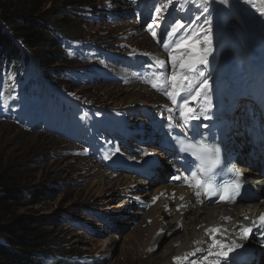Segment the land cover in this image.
Here are the masks:
<instances>
[{"label":"rangeland","instance_id":"1","mask_svg":"<svg viewBox=\"0 0 264 264\" xmlns=\"http://www.w3.org/2000/svg\"><path fill=\"white\" fill-rule=\"evenodd\" d=\"M195 1H181L190 15H199L205 22L207 19L214 28H218V12L222 14V18H226L223 25L229 31L237 30L232 24L234 16L227 6L228 3L231 4L230 0L226 1L227 4L222 0H198L206 2L198 12L192 8ZM31 7L36 10L31 20L41 27L43 25L50 29L49 24H57L53 29L63 37V44L36 47L33 52L28 51L23 42L12 34V23L21 25L22 21H5L0 17V30L10 39L11 47L13 46L17 55L24 60L10 78L8 91L12 93V100L5 103L0 98V158L4 164L17 167L24 192L34 193V196L30 197L33 202H28V198L18 202L16 217L32 224L39 232L48 236L46 246L36 250L43 259H53L48 264H139V231L136 227H139L143 214L138 215L132 222L135 209L126 204L112 210H125L126 216L112 215L104 217V220V210L119 204V201L125 204L127 198L120 197L115 203H110L107 198L109 190L105 187L98 193H95L93 188V196L86 197L83 193V185L88 181L94 182V179H82L84 173L79 172L77 166H84V170L96 166L85 153V147L94 142L88 138H72L65 135L62 129H59L57 134L41 129V122H33L32 114H28V110L42 114L39 109L41 105H32L28 99L20 96L27 93L23 86V83L27 82L31 86L30 91L33 90L31 93L36 94L35 100L41 96L48 98L50 95L67 94L70 99L98 108L101 111L98 114H103L101 109H106L119 120L126 117L133 122V113L122 109L131 96H116L117 90L126 88V85L121 81H108L109 73L111 75L113 72L107 69L108 64L104 62L106 53L122 57L127 65L138 69L140 66L133 63L138 60L137 55L149 58L145 53L152 52L151 43H148L147 49L141 48L148 42L145 40L146 33L154 42L159 35L171 31L177 20L184 23L181 17L189 19L188 12H185L183 17V12L176 10L175 0H34ZM122 7H131L132 12L122 13L119 11ZM158 8L160 11H157ZM239 9H233L231 6V10ZM140 10L145 12L143 16L139 13ZM133 18L137 20L133 21ZM123 24H135L136 27L131 28L134 31H118ZM152 32L156 33V38ZM181 33V30L174 33V39L179 38ZM208 47L214 48V44ZM0 53L3 54L1 49ZM187 55L188 51L182 55L183 60L187 59ZM9 68L10 63L6 58H2L0 95L3 89H7L4 71ZM114 73L120 72L116 70ZM17 109L27 111L25 118H15L14 111ZM101 135L102 133L97 139ZM49 143L55 144L54 147ZM72 145L79 148L75 154L65 150ZM86 163L90 164L89 167ZM142 191L146 192V189ZM142 212L145 213L146 210ZM126 219L130 222L127 223ZM17 234H20L19 231ZM172 235H169V240L173 238ZM114 236L117 237V243L114 242ZM108 238L111 241L104 244L103 241ZM167 241L168 239L163 241L149 254L155 252L159 255ZM0 243L3 246L9 245L1 239Z\"/></svg>","mask_w":264,"mask_h":264},{"label":"bare ground","instance_id":"2","mask_svg":"<svg viewBox=\"0 0 264 264\" xmlns=\"http://www.w3.org/2000/svg\"><path fill=\"white\" fill-rule=\"evenodd\" d=\"M116 1L121 2L123 0ZM222 1L227 4L226 1L229 0ZM230 2L231 4L228 3L227 6L234 16L232 24L237 28V30H235L237 33H233L243 39L245 51L240 48V43L236 38L230 41L225 39L212 51L214 56L220 54L222 56L212 72L203 70L205 76L202 77V79H207L211 85V91H208L207 87H205L204 90L205 96L207 98L210 97V100L214 102L215 105L211 106V109L214 110L210 113L211 110L209 111L208 106V110L200 111L199 115L196 114L200 119L193 120L197 124H207L211 120L216 121L218 117H220L222 118V122L231 127L232 131H236L240 124L243 125V128L236 133L237 135L251 137L253 136V131L247 127V120L241 123L238 121L235 107L239 102L238 100L241 98L251 100L255 107L252 114H255L264 102V0H230ZM231 6L233 9H237V7L240 9L231 10ZM119 11L129 14L132 12V8L122 7ZM133 19V21L137 20L135 18ZM133 27H136V25L132 24L129 26L123 24L118 31H134L131 30ZM133 34L136 36V32ZM150 38L151 37L148 35H145V40H148V42L144 43L141 48L145 50L149 46L148 43H151L152 52L145 54L152 58L153 55L158 54V50H154L155 41L153 42ZM206 40L207 39L200 34L194 38L192 43L199 44L201 48H208V46L214 44L212 42V44L209 45L206 43ZM178 42L188 44V42ZM165 49L167 52L164 60L165 63L171 64L169 60V54L171 53L177 56V66H179L180 54L183 53L186 48L178 50L176 44L169 43L167 47L165 46ZM234 49H236L238 57L243 56L242 60H239L237 57L233 59L228 58V54ZM117 70L123 73L119 71V69ZM230 77H232V83L229 80ZM127 79H129V77H127ZM220 81L229 84V89H227L224 94H219L218 89L214 86V84H218ZM122 84L126 85V88L117 90L116 96H120L121 94H123V96H131V99L125 103L122 109H127V111L132 112L134 121L130 122L125 119L123 123L127 125L125 132L132 136V140L136 145L131 143L130 140H124L126 144L125 146H121L124 152L120 150L117 163L113 164V166H118V164H120L118 171L107 170L105 167L106 160L103 156L89 158L96 166H90L88 170H84V166L78 165L77 169L80 170L79 172L82 171L84 173L83 177H81L82 179H94V182L88 181L83 185L84 195L86 197L93 196V188L94 192L98 193L105 187L109 190L107 198L110 203H115L120 197L127 198L125 204L123 201H119V204L111 205L107 210H104L102 214V219L104 220H106L104 217L112 215H119L120 217L126 216L125 210L119 209V212L112 211L117 207H124L126 204H129V206H131L130 208L135 209L132 222L135 221L138 215L143 214L139 227H136L139 231L137 242L140 256L139 264H191L192 261H197V264H205V261L201 259V257L205 256L208 257L207 264H240L239 261L241 257L238 258V254L244 246L250 245L251 242H240L235 240L231 236V230L235 228L237 223L241 221L250 222L256 218L259 213H264V196L246 205L237 204L228 207V209L222 205H213L204 208L201 206L198 208L196 207L195 201L184 193L181 186L169 182L165 184V175L176 168L177 159L174 156L169 157L161 152H154V149L145 148L142 144V137H140V135L142 131H146V128H148V125L142 118V112L159 113V115H149L148 120L149 123H152L153 127H155L153 134L160 142L161 148L170 149L171 142L166 137L164 138V133L169 129L168 121L176 120V116L167 113V110L172 108L173 102L169 98L162 99L153 91L148 90V87H144L139 83L124 82ZM212 86L215 88L216 94H213ZM187 88L188 87L185 85L183 90L186 91ZM184 96H188V93H185ZM122 100L123 99H121V101ZM176 101L178 102L177 98ZM175 108H178V105H176ZM228 112L231 113L228 115ZM206 114L212 118L207 120L203 119ZM231 115L236 118L234 121L230 120ZM178 119L180 125L185 124V121L181 120L180 117ZM140 125L142 127L144 126L143 129L145 130H141ZM135 128L136 130L132 133V130ZM158 141H153V144L155 145ZM49 145L53 146L55 144L52 145L49 143ZM106 145L110 146L108 142H106ZM113 146L116 148L118 147L116 143H113ZM132 146L141 147L140 152L146 153L147 157L141 159L135 157L131 159L130 153L134 151ZM65 150L75 154L79 148L72 145ZM153 152L154 159H151L150 154ZM86 157L88 158V155ZM86 165L89 167L90 164L86 163ZM243 171L248 172L247 169ZM163 172H166L165 175L162 174ZM175 174H177V172L173 175L171 174L170 179ZM134 175H139L148 180L155 179V182L153 184H146L144 180H136ZM250 180L251 184L264 188L263 178L255 175ZM142 189H146V192L142 191ZM262 194L263 193H261V195ZM143 210H146V212L143 213ZM96 211L98 212V209H96ZM127 221L130 222L129 219H126V222ZM117 222L118 221H116V224H118ZM142 229L146 230L143 231ZM213 229L219 230L215 237L217 243L225 245H232L235 243L239 245V247L228 252L226 259L220 258L219 261H217L216 254L219 253L221 249L212 247V240L210 237L212 234L211 230ZM169 235L173 237L170 240L168 238ZM113 238L115 239L114 242L117 243V237L114 236ZM166 239H168L166 242L167 245L163 246L164 249H162L159 255H156L155 252L149 254L151 250L159 246ZM110 241L111 239L108 238L106 241H103V243L108 244ZM197 249H200V251L197 252ZM192 253H195V255H192ZM210 253L211 255H209ZM261 260L262 258H260V261Z\"/></svg>","mask_w":264,"mask_h":264},{"label":"trees","instance_id":"3","mask_svg":"<svg viewBox=\"0 0 264 264\" xmlns=\"http://www.w3.org/2000/svg\"><path fill=\"white\" fill-rule=\"evenodd\" d=\"M31 5H34V0L12 2L0 0V17L5 21H22L21 25L12 23L14 25L13 37L21 40L31 52L41 46H62L61 38L63 37L55 33L53 29L57 27V24H49L50 29H48L31 20L33 13L36 12ZM12 47L10 39L0 30V49L3 53H0V60L6 58L10 63L9 70L4 71L7 89H3L0 95L3 100L12 98L11 92L8 91L10 78L15 74L20 63L24 62ZM23 86L26 90L30 89L27 88L29 86L27 82L23 83ZM2 160L0 158V239L8 242L9 245L3 246L0 243V264H40L41 262L48 264L53 259L48 257L43 259L39 251H36L46 246L48 236L39 232L32 224L17 218L15 214L18 202L23 198H28V202H33L30 197H33L34 193L24 192L17 167L4 164ZM17 231L20 234H17Z\"/></svg>","mask_w":264,"mask_h":264},{"label":"snow or ice","instance_id":"4","mask_svg":"<svg viewBox=\"0 0 264 264\" xmlns=\"http://www.w3.org/2000/svg\"><path fill=\"white\" fill-rule=\"evenodd\" d=\"M157 11H160V9L158 8ZM196 19H199V16L196 17ZM195 21H193L194 23ZM206 22L209 23V25L211 24V21H208L206 19ZM185 25L182 21L177 20L175 22V25L171 27V31H169L167 33L168 36V41H161L162 43H164V45L167 47L168 42L171 41V43L176 44L177 49H184L187 48L188 49V55H187V59L183 60L180 63V71L177 72V56L172 55L171 53L169 54V60L171 62V68H172V75L170 77V80H168V83L171 84V88L172 91L171 92H167L166 94L169 96V99L172 100L173 104H176V97L178 95H181L184 89V86L187 85L188 87H192L191 85V81L188 77V73H192L193 75H199L201 77L205 76V73L203 72L202 69L198 68L197 65H204L205 67L208 65L209 61H208V57L211 55L212 50L210 48H201L199 46V44L196 43H191V44H183V43H179L177 40L173 39V35L174 33H177L181 28H183ZM149 27H151V25H149ZM153 37L156 38V33L153 32ZM207 40L206 43L207 44H212V31H211V27H209L208 31H207ZM181 40L185 39V37L181 36L180 37ZM156 65L160 68V69H164L165 66V61L163 60H157ZM165 78H166V73H165ZM154 88L157 87L156 83H153L152 85ZM207 87L208 91H211V85L208 82L207 79H202L200 84L195 86L193 88V92L191 94H189V96H184L181 99V102L178 105V110H179V117L181 120L185 121V131L188 133V136H186L184 139H177L176 143L180 146V151L181 152H190V154L193 157H196L197 159H199L201 161V163L203 164L205 162V160H207L209 158L210 155V149L206 146V139L207 137L204 136L203 133H200L198 130L201 127V125H196L195 128H192L190 126H187V122L191 119H200V117L198 115H196V110H194L193 107L190 106V100L191 101H198V97L200 95L203 94V89ZM210 97H209V101H210ZM211 110V103H209V111ZM169 111H172L171 109H169ZM212 117L209 115H205L203 117V119L207 120V119H211ZM203 127L208 128L209 125L205 124L203 125ZM192 141H195V143H193ZM215 154L218 157L219 155V147L215 148ZM231 171V169H230ZM237 177H239L240 173L237 172L236 173ZM196 177V173H193V179L195 180ZM196 184L198 186H202L200 185V181H196ZM205 193L206 194H210L208 192V189L205 188ZM221 200H225L226 197L222 194L220 196ZM255 223V222H254ZM261 223L264 224V216L261 217ZM218 229H213L211 230V240H212V247L213 248H219L221 249V251L219 253H217V261H219L220 258H227L228 256V252L234 250V248L239 247V245H236L235 243H233L232 245H225V244H220L217 243L216 241V233H218ZM244 232V236H242L241 238H246L247 233H249L251 231V229H243L242 230ZM226 249V250H225ZM197 252L200 251V249L196 250ZM192 255H195V253H192ZM211 255V253L209 254ZM202 260L205 261V264H207V259L208 257H201ZM191 264H197V261H192Z\"/></svg>","mask_w":264,"mask_h":264}]
</instances>
